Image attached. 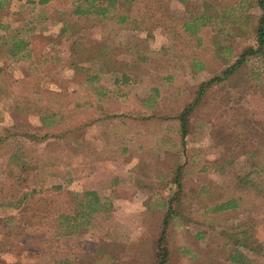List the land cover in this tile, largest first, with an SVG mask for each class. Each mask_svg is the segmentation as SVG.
Wrapping results in <instances>:
<instances>
[{
	"label": "rangeland",
	"instance_id": "1",
	"mask_svg": "<svg viewBox=\"0 0 264 264\" xmlns=\"http://www.w3.org/2000/svg\"><path fill=\"white\" fill-rule=\"evenodd\" d=\"M3 1L0 264H157L161 234L167 264H236L235 248L264 264V56L208 87L187 135L177 120L255 45L253 0H137L104 18L72 14L75 0ZM14 37L25 45L11 54ZM102 45L128 52L127 83L71 67L85 56L72 47ZM22 149L36 168L19 167Z\"/></svg>",
	"mask_w": 264,
	"mask_h": 264
},
{
	"label": "trees",
	"instance_id": "2",
	"mask_svg": "<svg viewBox=\"0 0 264 264\" xmlns=\"http://www.w3.org/2000/svg\"><path fill=\"white\" fill-rule=\"evenodd\" d=\"M135 1L137 0H75V3L73 4L71 8V12L74 15L75 14L84 15L86 17L88 15H92V16L94 15L98 17L101 16L102 18H104L107 16V14L111 10L118 9L119 6H122L123 4L134 3ZM3 2H4L3 0H0V9L4 5ZM38 2L40 4H46L49 2V0H38ZM253 2H254V5L260 10L259 14L255 15L254 27L249 28L248 30L250 31L249 33H251L252 36L254 37L255 45L244 46L242 50L239 52V54L235 57V59L230 64H228L224 69H222L219 74L214 75L208 78L207 80L201 81L200 83L197 84L196 89L194 91L196 96L194 97L193 102L186 105L177 115L178 125H179L180 131L183 136L187 135V132H188L187 123H188V118H189L190 113L192 112L195 104L200 100L202 94L205 93V91H207L208 87L211 84L220 83L225 80H229L233 78L241 70V67L246 63V61L250 57H253V56L263 57L264 56V0H253ZM117 18H118V21L120 22H125L127 20V17L122 14H118ZM0 26H3V24L0 23ZM69 26L71 27V29L72 28L74 29V26H76V23H74V26H73V22H70L69 19L65 20L64 26L60 28V35L67 34L65 33V31L68 29ZM242 34L247 35L248 32L246 30H242ZM73 41H76V39ZM20 42H23V41H18L14 37L11 48L9 50L11 54L15 53L14 49H16V47L20 48V45L21 46L25 45V42L24 44H21ZM72 50L76 54V57L80 53V56L85 55L84 58H88L92 55L95 57L96 52H97L98 56L101 55V56L109 57L110 61L108 63L110 65L112 64L111 58H113L111 53L115 51V49L109 45L99 46L96 49L92 50L91 52H89L90 49H87L85 50L86 51L85 53L78 51L77 49H75V47H72ZM116 61L120 65L123 64L118 59H116ZM124 78H126V76ZM44 135H45L44 139H47L48 135L47 134H44ZM23 166H25V164ZM25 167L27 168L26 170H29V168L31 169L32 166L26 165ZM18 179H19L18 181L23 182L24 184H26L27 183L26 180H28L25 175L23 176L20 175ZM175 182H176L177 187L180 188L181 184L178 182V177L175 178L174 183ZM87 194L93 195V192H87ZM21 199L25 200L26 198H23L22 196ZM18 201L20 202V200ZM235 202H236L235 198L234 199L230 198L229 200L220 204V209H224V208L229 209V208L235 207ZM171 212H172V209L171 207L168 206L167 212L164 214L162 218V223H163L162 233L164 232V229L169 223V217H170L169 214ZM162 240H163V236L161 234L157 240L158 246H159L157 253H156L157 264H167L168 258H169L168 249L161 246ZM232 250L233 251H231L228 254V258L232 263L253 264L252 258L249 255L243 254L237 248L232 249ZM262 255H264V251Z\"/></svg>",
	"mask_w": 264,
	"mask_h": 264
},
{
	"label": "crops",
	"instance_id": "3",
	"mask_svg": "<svg viewBox=\"0 0 264 264\" xmlns=\"http://www.w3.org/2000/svg\"><path fill=\"white\" fill-rule=\"evenodd\" d=\"M117 50L118 49H116L114 52L111 53V55L113 56V58H111V60H112L111 65L108 63L110 61L109 57L101 56V55L98 56L97 52H96V56H95L96 58L92 55L88 58H84L83 61H76V62H69V63L71 65V67L75 68V69H78V67H82V69H84L85 67H88V66H90V67L94 66L100 74H102V73H113V72L118 73L119 72L121 74V78H118V76H116L113 80L114 84L118 85L120 82L127 83L129 78H128L127 74H122V73H126L124 70L122 71V66L125 67V65H127L126 64L127 61L124 59V56L126 54H128V52H120ZM73 55H74V52L72 49H70L69 57H71ZM116 59L121 61L123 64L120 65L116 61ZM79 69H81V68H79ZM125 76H126V78H124ZM16 109L18 111V107H16ZM54 114H55V112H51L49 114H43L41 111L37 117L40 125L46 126V125L52 124V119L54 118ZM112 133H113V130L110 131L109 135H112ZM28 154H29V152H27V150L24 151L22 149V150H20L18 155H16L17 159H18L19 167L24 169V170L27 169L25 166L26 165L28 166V162H27L28 161V157H27ZM24 164H25V166H23ZM57 165H58V162L57 163L54 162V166H52V167H56ZM32 168H36V166L32 165Z\"/></svg>",
	"mask_w": 264,
	"mask_h": 264
}]
</instances>
